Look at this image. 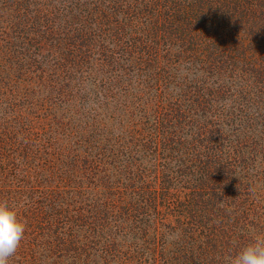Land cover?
I'll list each match as a JSON object with an SVG mask.
<instances>
[{
    "label": "rangeland",
    "instance_id": "obj_1",
    "mask_svg": "<svg viewBox=\"0 0 264 264\" xmlns=\"http://www.w3.org/2000/svg\"><path fill=\"white\" fill-rule=\"evenodd\" d=\"M91 3L0 0V30L9 26L7 38L0 31V48L6 40L11 45L8 57L0 53V201L26 223L8 264H36L30 250L49 240L35 208L64 220L83 200L94 211L107 208L110 225L103 224L102 238H92L97 245L91 248L75 224L58 225L59 254L46 258V264H181L185 250L194 251L187 255L194 259L188 264H212L201 252L210 226L216 225L214 211L204 209L196 185L209 191L207 199L219 211L226 202L231 210L238 208L247 195L243 184L252 185L247 189L252 206L247 216L242 214L244 220L229 213L217 226L236 220L237 227H254L259 206L264 209V92L258 98L249 95L256 79L261 77L264 86V70H251L255 45L249 38L241 42V29L236 37L224 31L222 62L211 64L207 48L188 59L179 56L180 46L161 53L152 40L158 54L137 70L118 41L134 38L145 44V24L77 46L74 25L93 20ZM16 22L24 29L22 41L10 37ZM261 39L258 49H264ZM187 49L194 53L193 47ZM234 49L242 50L238 66ZM221 142L239 156L231 155L236 163L229 159V167L218 171L220 187L230 170L223 182L229 190L220 188L224 196L217 194V181L202 183L197 168L205 152ZM142 185H147L144 195ZM162 198L172 203L163 204ZM128 203L136 204L135 211L127 209ZM39 228L45 234L41 238ZM218 231L220 237L233 229ZM171 233L179 238L166 239Z\"/></svg>",
    "mask_w": 264,
    "mask_h": 264
},
{
    "label": "trees",
    "instance_id": "obj_2",
    "mask_svg": "<svg viewBox=\"0 0 264 264\" xmlns=\"http://www.w3.org/2000/svg\"><path fill=\"white\" fill-rule=\"evenodd\" d=\"M91 2L94 6L92 9V13L94 14L93 20H78L74 25V27L77 28V30H75L76 34H74L78 40L77 46H79L81 42H83L85 46L89 44L92 46L94 41L103 42V40H100L102 36L104 39L108 34L115 36L119 33H123L124 29L127 28L135 32L140 29V26L145 24L149 28L148 30H144L147 32L145 44L144 42L138 44L137 40L134 38L127 41H118V47L123 50L122 52L130 55V58L128 59L130 62L129 65L132 64V68L136 67L137 70H140L142 65L146 66L152 62L153 58L158 54L157 51H152L155 48L154 46H151L152 40L153 42L155 40V42L162 48L159 49L161 53H171L170 47L175 45L180 46L181 50L179 56L188 59L191 57H194L195 59L197 56L195 53L207 48L206 50L211 51V56H206L205 58H208V61L211 64H215L221 61L222 52L225 51L222 50V45L226 43L225 38H227L224 31L228 32L230 30L229 33H232L234 37H236V33H239L240 29L244 31L245 34L244 39H242L241 42L243 43L244 40L246 41V38H249L255 45L251 51L253 54L256 53L257 56L256 58H250L252 60L250 62L252 63L251 70H258L259 72L264 70V49H258L259 38H264V29L261 30L263 23L261 20H264V0H91ZM8 27L9 26L0 30L3 38L9 36L7 33ZM10 30V37H13L12 39L23 40L24 29L20 27V22L12 24ZM150 30H153V32L150 33ZM250 36L255 37L253 38ZM90 38L94 39V41L91 42L89 40ZM8 42L9 41L6 40L4 45L0 48V53H3L5 57L9 56L8 50L11 45H9ZM187 46L193 47L194 53H191V51L187 49ZM226 48L227 47L225 46V49ZM234 48L236 47L234 46ZM1 49H3V52ZM233 51L231 53H233V57L236 58V61L233 60V64L237 62L236 66H238V58L240 53H242V50L238 49L236 51V49H234ZM258 52L262 55H258ZM225 53L230 54V56L232 55L229 52ZM113 55L108 57L110 61H112L114 57ZM115 61L116 60H113V62ZM254 65L258 66L260 69ZM241 67H244V65ZM241 67L240 71L242 72ZM236 69L239 70V68ZM246 70L247 69H243V72H246ZM258 79L263 81L261 77ZM258 79L254 82V89L256 90L259 85H261V87L256 92L255 90L250 91L249 95L252 98H258L262 92H264V86ZM226 90H228V88ZM241 101L247 102L251 100L242 99ZM224 143L228 142H221V144L216 145L213 148L210 147L208 151L205 152L203 159L197 161L199 165L197 168L200 173L199 178L202 183L205 186H208L212 181H217V194L219 193L222 196L224 195L222 194L221 189L229 190L228 187H230L223 183L224 181H227L228 172H230V170H226L227 172L224 173V177L222 176L220 187L218 185V171L221 172L223 169L225 170L229 167V159H231L233 164L236 163L233 157H230L231 155L239 157L238 155L229 153V151L224 148ZM253 150L248 153V155L250 154L249 158L251 164L252 153L255 152ZM240 165L241 164L239 163L237 167ZM259 165L260 163L257 166ZM252 166L253 165H251V168ZM250 177H252V174ZM250 177L249 175L244 176L246 179ZM243 185L244 191L249 195L247 189L249 186L252 187V185L249 182L244 183ZM146 187L147 185H142L139 188L143 195ZM196 187L198 188L196 192L197 196L204 198V201L202 200L203 205H205L204 209H206V211H214L211 218L215 217L211 220L216 224L210 226L209 234L212 238L209 236L210 239L204 243L202 252L200 247L196 250L204 254L203 256L205 260L206 258L212 260V264H228L230 257L235 256L243 247L251 243L257 235H264V209L261 207L262 205L259 206L260 208L258 209H261L259 215H261V217L258 218L257 223H254V227L251 225V228H248L247 224H240V226L237 227L235 226L237 225L236 220L232 221L234 224L231 221H228L224 225L217 226V223H223V220H221L222 217H225L229 213L236 214L243 219L242 214L245 216L248 215L250 207L252 206V200L245 195L240 204H234L235 206H239L235 210H231L230 207H227L228 203L226 202V207L224 206V208L219 211L218 206L217 208H214V206L210 204L209 199H207L210 197H207L209 191L204 186L200 187L198 184ZM139 198L143 199L141 194ZM81 202L82 204H80V206L82 207L77 208L74 211V214L64 216V220L46 213L43 209L35 208V212L37 211L36 216L41 219V221H39L40 224L42 226L44 224L47 238H49V240H45V242L38 243L36 249L33 248L30 250V257L32 260L36 261V264H46V258L50 259L53 256L56 258L58 257V232L55 230L58 229V225L63 224L65 221L75 224V227H77L76 232H81V235L85 239L91 241L90 248L91 246L97 245L92 238L101 239L102 235L100 234V228L103 227V224L110 225L109 220L107 219V216H109L108 210L105 208V211H94L89 205L84 204V200ZM165 202H168V205L172 203L167 200V198H162L161 203L164 204ZM196 203L201 205V201ZM196 203L194 204L196 205ZM127 206V209L130 208L135 211L136 204L128 203ZM201 207L202 206H199L197 212H200ZM186 209L187 212H189V207H187V205ZM216 211L221 213V218L217 216ZM156 215L158 216L159 214L156 212ZM165 215H169V210H167ZM189 219L191 221L190 223H194L190 217ZM232 229V232L219 237L218 230L223 231ZM37 231V236L39 238L45 236L43 228L42 232H40V228ZM82 246L86 247L87 245L82 244ZM75 249H77V251L80 250V248ZM183 254L186 255L179 259L181 264H188V262L191 263V261L194 260L192 256L187 257V255H193L194 251L188 253V251L185 250ZM209 264L211 263L209 262Z\"/></svg>",
    "mask_w": 264,
    "mask_h": 264
},
{
    "label": "clouds",
    "instance_id": "obj_3",
    "mask_svg": "<svg viewBox=\"0 0 264 264\" xmlns=\"http://www.w3.org/2000/svg\"><path fill=\"white\" fill-rule=\"evenodd\" d=\"M26 230V223L19 218L17 210L7 201H0V264H8L15 254ZM178 233L169 234L166 239H178ZM228 264H264V235L243 247Z\"/></svg>",
    "mask_w": 264,
    "mask_h": 264
}]
</instances>
